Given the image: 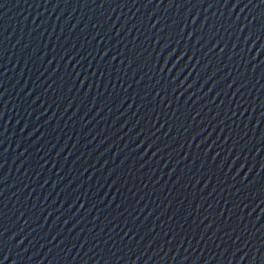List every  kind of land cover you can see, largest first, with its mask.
Masks as SVG:
<instances>
[{
	"label": "water",
	"instance_id": "1",
	"mask_svg": "<svg viewBox=\"0 0 264 264\" xmlns=\"http://www.w3.org/2000/svg\"><path fill=\"white\" fill-rule=\"evenodd\" d=\"M0 264H264V0H0Z\"/></svg>",
	"mask_w": 264,
	"mask_h": 264
}]
</instances>
